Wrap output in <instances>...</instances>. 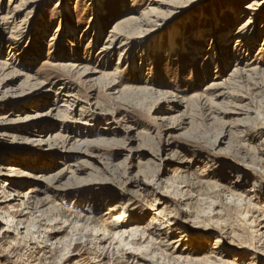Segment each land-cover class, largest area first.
<instances>
[{"label": "rangeland", "instance_id": "obj_1", "mask_svg": "<svg viewBox=\"0 0 264 264\" xmlns=\"http://www.w3.org/2000/svg\"><path fill=\"white\" fill-rule=\"evenodd\" d=\"M21 1L0 0V17H10L13 6L21 5ZM43 1V3L40 2L39 10L36 13L31 7L27 10L19 7L22 13L18 15L17 23L21 26L18 27L16 24L17 30L15 25L4 28L0 22V64L17 61L16 65L22 64V66L26 65L28 68H32L27 69L29 71L22 67V71H20L18 68V71L23 75H28L31 78V82L26 83L29 78L21 77L11 86L13 90L18 89L19 95L18 93L17 95L13 93L8 95L6 89H2V93H0V172L6 175V169L15 167L23 176L22 179H19V186H16L15 183L5 185L7 179L0 177V264H147L144 261L152 258L155 259V264H205L194 259L176 263L168 254L171 255L181 249V255L187 256L188 254L193 258L204 257L217 237L216 231L214 232L213 229V221L217 218L226 220V229L229 228L230 232L234 231L244 236V239H249L248 228L240 219L238 220L236 207L228 203L229 194L223 189L248 196L249 191L255 190L252 188L253 178L247 171V175L243 178L245 180H239V184H242L243 187H235L233 184L241 174L232 172L228 168L224 169L221 165L238 167L237 159H244L246 155L250 156L241 148V144L248 143L256 147L260 145L262 139L255 137L250 140V136L247 134H243L242 137L237 136L239 127L237 128L232 123V116L226 115L227 117H225L221 113L224 110L229 112L232 108L234 111V105H224V108H221L223 111L215 110L214 112V110L210 111V107L192 101L194 105L189 108L167 112L168 116H165L166 112H163L166 109L165 104L157 103L149 97L146 98L136 90L126 93L124 99H115L116 95L112 97L110 94H114L116 90L109 94L102 84H99V87L97 85L93 87L90 82L84 83L85 81L82 80L84 78H81L79 74H68L56 67L61 64L81 63L84 67L104 72L101 69L104 61H97L96 58L108 33L131 16L144 17L148 11L147 8L151 5V0ZM184 1L187 3L182 1L176 5L175 9L173 8V26L164 30L154 40L149 41L148 37H152L157 30L163 29L161 20L157 24L151 23L142 27L143 29H141L145 30L146 34L140 35L138 31L131 34V38H133L131 45H134L132 46L133 52L126 54H130L127 57L129 61L125 62V60L121 65V74L117 80L118 86L115 88L118 89L117 92L145 88L146 83L143 82V77L153 71L155 87L159 91L171 92L188 101L195 94H204L206 86L214 79V69L206 64V69L211 76L202 82L204 77L200 72L205 63L203 64L201 58L198 60L197 66L195 64L191 66L188 52L191 48L207 50L208 47H212L209 43L213 38L218 43L215 45L217 48L216 46H220L219 42L222 37L231 33L233 39H231L228 48L226 47L229 49L226 52L231 53L234 48L235 32L248 17L245 15V8L253 0H206L203 5L197 3L199 0ZM99 3L102 4L100 7H103L104 11H102V15H98L101 24L98 30L92 16L96 11L95 5ZM60 8L64 10L61 12ZM165 18L163 19H169ZM216 18L219 20L218 22ZM147 19L153 21L155 18L149 15ZM171 21L172 18L166 23ZM60 24L63 30L57 34L56 27ZM68 25H72L76 30L73 29L74 31L69 34L65 33ZM260 25L264 26V18ZM13 27L15 29H12ZM216 27H218V31L215 29ZM12 31L17 39L14 42L18 43L13 53L11 51L12 43L9 39L12 36L10 33ZM96 31L100 33L98 45H95L92 40ZM196 32L204 33L203 37L208 41L193 42L190 45L192 36L196 35ZM172 35L177 39L174 47L180 54L168 59L169 37ZM259 42L261 43V40ZM260 43L255 45L250 52L258 61L264 60V54L258 55V49L261 48ZM221 46L224 47V45ZM156 47H159L161 52H157V56L150 54L140 73L138 70L141 63L140 55L143 51L155 53L152 48ZM20 51L24 53L17 55V52ZM118 59L119 52L117 50L112 55L111 68L115 67ZM229 64L227 70L223 71L218 78H223L233 70L235 62L231 60ZM131 66L136 67L135 71L131 69ZM261 68L264 69V63ZM112 70H107V72ZM262 75H258L259 78H256L262 79V84H264ZM0 77V84H3L7 78L2 71H0ZM36 80L44 81L47 83L46 85L56 83L52 88L53 94L58 91L56 89L59 86L58 81H71L75 86V93L81 100L80 105L85 107L91 105L93 109L99 105L96 114L92 117H83L81 122L75 124L77 127L74 123H67L68 129L59 128L53 131H46L54 125L55 119L53 118L43 117L42 120L25 121L30 116L44 114L50 110L48 108L50 98L41 99L37 96L38 92L30 93V86ZM249 87L250 85L245 84V87L243 85L240 98L237 97L234 102L239 106L253 105L251 107H255L256 105L257 107L262 105L261 115L264 119V97L260 96V91L255 86ZM248 94L249 96L246 98ZM51 98L54 97L51 96ZM252 98L255 99L252 100ZM77 110L78 108L75 111L78 112ZM163 116L169 118L166 121L168 123L159 120ZM19 119L24 123H14ZM245 122L250 127L260 123L255 119H248ZM84 123L89 125L86 126ZM166 127H173V129L168 131ZM222 134L229 135L227 141L230 142L229 144H221ZM253 134L255 136V133ZM57 135H62L64 138L72 135L76 137V141L91 143L84 148V152L87 151L85 153L87 156L79 159L82 162V168H80L83 172L79 171L76 175L75 178L78 182H73L67 187H62V183L66 184L68 178L71 177L69 172L60 179L61 183L52 181V179L46 180L45 183L35 181V177L39 175H44L47 177L46 179L52 178L55 174H60L62 170H67L69 166L75 165L79 161L64 160L57 153L61 151L60 147L63 142L61 140L54 141L53 144H58L59 147L55 151L50 150L46 144L39 145L40 141L46 142L50 137H58ZM34 140L36 142H32ZM166 143H170V146H166L168 145ZM217 151H221V153L216 155L218 158L215 157L214 160L212 157ZM172 153L173 155L177 154L178 157L175 158L180 164L174 162L172 166L166 168L160 159L164 160ZM256 155L260 156L258 150L253 152L252 158ZM208 159H213V161L209 162ZM184 160L191 161L189 165H183L181 162ZM80 162L78 164H81ZM84 162L85 164H83ZM87 164L89 165L87 166ZM162 168L163 171H161ZM175 175L178 179L170 183L169 180L175 178ZM132 178L134 180L140 178L149 183V189L137 194L139 190L135 185L128 184ZM202 179L216 182L222 188L215 189L217 188L215 186L212 188L213 186H208V184L201 185L200 180ZM261 179L264 180V176H261ZM60 185L62 189L60 187V190H57ZM12 193H17L20 197L14 199ZM252 195L251 193L250 197ZM27 196L32 198L33 205L38 207L39 212L42 213L35 214L22 205ZM260 197H263L262 200H264V192L257 197L259 200L255 199L253 203L262 207L264 203L260 204ZM113 199H115L114 202ZM130 204L137 205L138 210L134 214H127L124 221H116L118 223L116 224L120 226L129 224L130 230L139 227L140 231L138 230L139 233L137 232L135 235L137 241L132 239L134 237L129 236L132 234L128 231L129 229L127 230L129 234L123 237L126 240L124 244H121L119 238L114 241V238L108 234L105 237L102 231L104 227H108V224L118 218L114 213H110L113 206L120 205L126 208ZM219 209H223L222 216L215 215L217 214L216 210ZM164 210L167 213L171 212L165 221L158 218V214ZM9 215L16 218L15 221L10 220L13 221L10 227L6 222ZM168 219L171 220V224L165 223ZM77 220L80 221V224H77ZM22 222L25 224L19 225L17 229L16 226ZM152 222L158 223L161 237L153 236L155 243L147 244L152 235L149 237L150 234L145 228ZM6 230L9 231L6 232ZM143 230L148 233L141 237ZM167 231L168 234H166ZM182 233L185 238L180 237ZM132 240L136 245L131 243ZM173 242L177 244H173ZM221 247L229 252L230 256L227 259H231V261L235 259L240 264L250 263L249 256L244 250L234 252L227 242H223ZM182 250L187 251L182 252ZM253 261V264H261L260 259H253Z\"/></svg>", "mask_w": 264, "mask_h": 264}, {"label": "bare ground", "instance_id": "obj_2", "mask_svg": "<svg viewBox=\"0 0 264 264\" xmlns=\"http://www.w3.org/2000/svg\"><path fill=\"white\" fill-rule=\"evenodd\" d=\"M42 1L43 0H22L21 1V5L13 6V8L10 11V13H11L10 17L9 16L0 17L1 25L4 26V28H7L8 26H11V25H15L16 26V24L18 25V27H20L21 25H19L17 23L18 15H20V13H22L19 7H22L23 10H27V9H29L31 7V9H34V13H36V11L39 10V4L44 2V1L43 2ZM182 1L184 3H187L184 0H151V2H150L151 5H150V7L147 6L148 7L147 8L148 11L146 10L147 12L144 14V17L142 16L143 13L141 15L142 17L131 16L130 18H127L126 20H123L120 24H118L114 28H112V30L108 33L107 37L105 38L104 45L100 49L98 48L99 51L97 52L96 60L97 61H99V60L104 61V63L101 66V69L104 72H100V71H97L96 69H91L89 67L88 68L84 67L81 63H69V64H66V65L61 64V65H56V67L66 71L68 74H73V73L74 74H79L81 76V78L82 77L84 78V79H82L83 81H85L84 83L90 82V83L93 84V87H94V85L98 86L99 84L100 85L102 84V86H104L105 90H107L109 94L116 90V92L114 94H110V95H112V97H113V95H116V97L114 96L115 99H124L126 93L135 92V90H136L137 92H139L142 95L146 96V98L149 97L150 99H154L157 103L160 102V103L165 104L166 109L164 108L165 110H163V112L164 111L166 112V113H164L165 116H168L167 112L171 113L174 110H181V109L189 108L191 105H194V103L192 101L198 102L199 105L210 107V109H211L210 111L214 110V112H215V110L223 111L221 108L224 105H229V104L234 105L235 106V110L234 111H232V109H234V108H232L229 112H225L226 110H224V112H221V113L224 114L225 117H227L229 115L232 116V118H233V122L232 123L237 128L239 127L237 136L242 137L243 134H247V135L250 136V140H253L255 137L258 138V139L259 138L262 139V142L260 143V145L256 146V147L251 146L248 143H242L241 144L242 145L241 148L245 150V153L246 152H247V154L249 153L250 156L246 155L244 159L243 158L237 159L236 160V164L239 165L238 167H236V166L228 167V166L221 165V167L224 168V169L228 168V170L231 169L232 172H236L238 174H241L240 176H238L237 181L235 183L233 182L234 183L233 185H235V187H243L242 184H239V180L245 178V176L247 175L246 174L247 171L250 172V175L253 178V186H252V188L255 189V190L254 191H249L248 196L242 195V194H238V193H236V192H234L232 190H229V189L228 190L227 189H223L224 192L229 194L228 197H227L228 198V203L230 205L236 207L235 211L237 212L238 220L240 219L244 223L245 227L248 228V234L250 235V238L249 239L248 238L244 239V236H241L240 234H238V233H236L234 231L230 232L229 228L226 229L227 228L226 220H224L223 218H217V219H215L213 221V223H214L213 229H214V232L216 231L217 237L214 239V244L208 250V252H206V255L204 257L193 258L190 255H188L187 253H186L187 256L186 255H181L182 254L181 253V249H178L180 252L179 251L178 252H173V254L171 253V255L170 254H168V255L176 263H179V262L181 263L183 260H189L190 261V259H194L197 262H203L205 264H240L235 259L232 260V261H231V259L230 260L227 259V258H229L230 254H229V252L227 250H224L221 247V245H223V242H227L228 245L230 246V248L233 249L234 252L239 251V250L240 251L244 250L246 252L247 256H249V260H250L249 264H253L254 263L253 259H258V260L260 259V263L264 264V205H262V207H259L257 204L253 203V200L254 201H255V199L259 200V198H257V197H259V195H261L262 192H264V180L261 179V176H264V156H263V154H264V139H263L264 138V119L262 118L263 116L261 115V112H262L261 111V106L262 105L261 106L259 105L257 107H256V105H255V107H251L253 105H251V106H245V105L244 106H239L238 104H236V102H234L237 97L240 98V95H241V92H242V89H243V85L245 87V84L246 85H250V87H251V85L255 86V88L260 91V96L264 97L263 96L264 95V84H262V81H261L262 79H258L259 78L258 75H262L263 74L262 76L264 77V69L262 70V68H261V66L264 63V60H259L258 61V59H256L255 57H253L250 54L251 49L254 48L255 45H258L260 43L259 42L260 40H261V43H260L261 48L258 49V51H259L258 55L264 54V26L260 25V22L262 23V19L264 18V0H253L250 4H248L246 6L245 15L248 16V17L238 26L237 31L235 32V36H234L235 39H234V46H233L234 48H233V51L231 53H229V51L226 52V50H229L227 48H228V45H230L231 39H233V35L231 33H230L231 35L230 34L229 35L228 34H226V35L223 34L224 36L222 37V40L219 42L220 46L219 47L216 46L217 48H215V45H217L218 43H216L214 38L213 39L210 38L211 40H210L209 45L211 44L212 47H208L207 50H204V49L200 50L198 48H197V50H195V48L194 49L191 48L190 52H188L189 55H190L189 57L191 58V59H189V60H191L190 61L191 64L189 63L191 66L194 65V64H195V66H197L198 60H200L201 58L203 59V64L205 63V66L203 67L202 71L200 72L202 74V76L204 77V80L202 82H205L211 76L209 74V72L207 71V69H206V64L208 66H210L212 69H214V72H213V75H214L213 78L214 79L211 81L210 84H208L206 86L204 94H202V95H196L195 94L194 96H192L190 98V101H188L186 99L178 97L177 95L172 94L171 92L169 93V92L159 91L155 87V81H154L155 80V76L152 75L153 71H151L150 74H147L145 77H143V82L146 83V87L145 88H138V89H134V90L133 89L122 90V91L120 90L119 92H117L118 89H115L118 86V81L117 80L119 78V74H121V71H120L121 70V65L124 63L125 60H126L125 62L129 61V59H127V57L130 54L129 55H126V54L133 52V47L132 46H134V45H131V41L133 39V38H131V36L133 35V33L138 31V33L140 35L146 34L147 32L145 30H142L144 27L148 26L151 23H154V24L156 23L157 24V22H159L161 20L160 22L163 23L161 25V28H163V29L157 30L152 37L147 34V36H149L148 37L149 41L154 40L155 37H158V35L162 34L164 30H167V29H169V28H171L173 26L172 25L173 22H174V20H173V8L175 9L176 5L178 3H180V2H182ZM204 1H206V0H199V1H197V3H200L201 5H203V4H205ZM100 6H102V4H100V3L95 5L96 11H94V14L92 16L94 18V22L98 26L96 28L98 30L100 29L99 26H101L100 21L98 20V15H100V14L102 15V11H104L103 7L101 8ZM63 10L64 9H61V8L59 9V11H61V12ZM212 12H214V11H212ZM167 14H168V16H165ZM149 15L152 18L154 17L155 19H153V21H150L149 19H147V16H149ZM164 17H166L165 19H167V17H168L169 18L168 20H170L172 18V21L170 23H166L168 20H164L163 19ZM93 18H91V20H93ZM22 21H24V20L22 19ZM216 21L218 22L219 20L216 18ZM65 23H66V21H65ZM14 27L12 29H15ZM62 28H61V24L58 25V27H56V29H57L56 33L57 32L61 33L62 30H63ZM73 29H75V28H73L72 25H70V26L68 25V28H66L65 33H68V34L72 33L74 31ZM215 29L217 31L219 30L218 27H216ZM16 30H17V26H16ZM10 33L12 34V36H10L9 39H10V43H12V45H11V47H12L11 49L12 50L11 51L13 53V50L15 49V47H17L16 45L18 43L15 44L16 42H14V41H17L16 36H14V32L12 31ZM76 33H77V31H76ZM99 36H100V33L97 32V31L92 36V40H93L95 45H98V43H99V40H100ZM203 36H204V33L196 32V35L194 34L192 36V40H191L190 45H192L193 42H196V43L207 42L208 40L207 39L205 40ZM215 39H216V37H215ZM176 40L177 39H176V37L174 35L169 37L170 45H169V56H168V59H170L172 56L175 57L176 55L180 54L179 52H176V48L174 47L175 46L174 44H175ZM221 45H224V47H222ZM146 49H147V47H146ZM146 49H143V50H146ZM117 50L119 52L118 63L115 65L114 68H111L112 55ZM16 51H18V50H16ZM152 51H154L155 53H149L147 51H145L146 52L145 53L143 51L142 55H140V57H141V61L140 62L141 63H140V67L138 68L139 72L143 70V66L145 65L144 62L149 59L148 56L150 54L151 55H153V54L156 55L159 52H161V51H159V47L152 48ZM182 51H184V50H182ZM124 52H126V53H124ZM23 53L24 52L20 51V52H17V55L18 54L20 55V54H23ZM15 55H16V52H15ZM23 56H22V58H23ZM92 60H93V58H92ZM231 60H233L235 62L233 70L230 73H228L226 76H224L223 78H218L220 76V74L223 71L225 72L227 70L228 66H230L229 63H230ZM16 62L14 61V63H10V64H6V63H1L0 64V71H2L3 74L5 75V77L7 78V79H5L6 81L2 80V81H4L3 84H0V93H2L1 92L2 89H6V91H7L6 93H8V95L11 94V93L17 95L18 89L17 90H13V87H11V86H13L14 83L21 77L29 78L26 83L31 82L30 76H28V75L25 76L20 71H22L21 67L26 69V70L27 69H32V68H28L25 64H24L25 66H22V64L21 65H16L17 64ZM18 68H19L20 71H18ZM111 69H113V70L110 71V72H107V70H111ZM131 69L132 70L134 69V71H135L136 67L135 66H131ZM27 71H29V70H27ZM256 77H258V78H256ZM8 78H10V79H8ZM66 79H68V78H66ZM0 80H1V77H0ZM62 80L61 81L57 80L59 82L58 83L59 86L56 88L58 91L56 93H54V94H53L52 88L56 85V83L55 84L52 83L50 85L48 84L49 85L48 86V85H46L47 83H45L44 81L43 82H38L36 80L35 82H33V84H31V86H30L31 87L30 88V90H31L30 93L31 94L38 92L37 96L40 97L41 99L50 98V100L48 101V103L50 104L48 106V108L50 110L48 112L44 113V114H36L35 116H30V118H28L25 121L30 122V121L40 120V119L42 120L43 117L53 118V119H55L54 125L52 126L51 129H49V130L47 129L46 130V131H53V130L59 129V128L68 129L67 123H74V125H75V124H78L79 122H81V120H83V117H92V116H94V114H96V110L99 108V105H96L97 107L95 109H93V107L91 105H89L88 107H85L84 105H80L81 100L78 98L77 94L75 93V86L69 80H64V81H62ZM241 85H242V87H241ZM248 91H249V89H248ZM18 95H19V93H18ZM51 96H53L55 99L51 98ZM248 96H249V94L246 96V98ZM244 97H245V95H244ZM254 99L255 98H252V100H254ZM59 103H62V104H59ZM92 105H94V104H92ZM77 108H78V110H77L78 112L75 111ZM248 119H255V120L260 121V123L258 125L256 124L253 127H250L249 124H247L245 122ZM159 120L161 122H166V121L169 120V118L163 116ZM18 122L19 123H24L23 120H20V119L17 120V122H14V123H18ZM166 123H168V122H166ZM170 124H171V122H170ZM59 125H60V127H59ZM84 125L87 126L89 124L88 123H84ZM166 128H167L168 131L173 129V127H166ZM69 130H71V129H69ZM129 133H131V132H129ZM253 133H255V136H254ZM245 138H246V136H245ZM221 139H222L220 141L221 144L225 145V144H229L230 143V142L229 143L227 142L229 140V135H227V134H222ZM56 140L63 141L62 144H61V147H60L61 151L57 152V153L60 154V156L64 160L65 159H69L70 161H77V160L81 159L82 157H84L86 155L85 153L87 152V151L84 152L85 151L84 148L87 145L91 144L89 141H88L89 144L86 143V142H81V140L76 141V137L72 136V135L70 137L67 136L65 138L62 137V135H60L58 137H50L49 140L46 141V142L45 141H40L39 145L46 144V145L49 146L50 150H54L55 151L56 149H59L58 144H53L54 141H56ZM32 142H36V140H34ZM166 144H168V143H166ZM166 146L169 147L170 143L168 145H166ZM257 148H259V149H257ZM255 150H258L260 152V156L256 155V157L252 158L253 157L252 156L253 152ZM219 153H221V151L215 152L214 156L212 158H214V160H215V157H216V159H217L218 157L216 155H218ZM175 154L176 153H174V155H173V153H172V155L171 154L168 155L167 156L168 158H166L164 160L160 159L161 160L160 162H162V165L164 164L165 167L167 168V167L172 166L174 162L178 163V161L175 158V157H178V156H177V154L176 155ZM211 154H213V153H211ZM157 159H158V157H157ZM208 160H209V162L213 161V159H208ZM190 161L184 160L181 163L183 165H189ZM79 162H80V160L77 162V164L74 162L75 165L69 166L67 168V170H65V171L62 170L60 172V174H58V175L55 174V176L52 177V178L49 177L48 179H46L47 177H44V175H41V176L39 175V176L35 177L36 178L35 181L38 182V183H45L46 180L52 179V181L54 180L57 183L58 182L61 183L60 179L63 178L66 175V173L69 172L71 174L70 175L71 177L68 178L66 184L62 183V185H63L62 187H67L68 185L73 184V182L76 183L77 179L75 177H76V175L78 174L79 171H82L81 170L82 162H80L81 164H78ZM83 164H85V162ZM178 164H180V163H178ZM88 165L89 164H87V166ZM205 168H207V167H205ZM161 171H163V168H162ZM141 175L143 176L144 174L142 173ZM211 175L213 176L214 174H211ZM0 177H5L7 179L5 185H8V184L10 185V184H14L15 183L16 186H19V179L23 178V176L19 173V170H17L15 167H9L8 169H6V175H4V174H2L0 172ZM77 178H79V177H77ZM177 179H178V177H177V175H175V178H172L169 181H171L170 183H172V181H176ZM85 180H84V182L87 181V180L86 181ZM185 180H186V178H185ZM244 180L245 179H243V181ZM200 183H201V185L202 184H206V185L208 184V186L211 185V187L213 186L212 188L217 187L215 189H218V187L222 188V186L218 185V183L212 182V181H205V180L202 179V180H200ZM128 184L129 185H135V187L139 190L137 192V194L139 192H146L149 189V187H150L149 183H146L145 181L141 180L140 178L137 179V180H134L132 178V179L129 180ZM185 184H187V183H185ZM60 187H61V185L58 186L57 190H60ZM62 187H61V189H62ZM14 193H12V194H14ZM38 193H39V191H38ZM251 193L253 194L252 197H250ZM132 194H135V193H132ZM137 194H135V195H137ZM18 195L19 194L16 193V194H14L12 196H14V199H16L17 197L18 198L20 197ZM262 198L263 197H260V199H261L260 204L264 203V200H262ZM112 201L114 202L115 199H113ZM32 202H33L32 198L30 196H27L26 199H25V202H23L22 205L27 210H31L32 212H35V214L36 213H38V214L42 213V212H39V208L35 207V205H33ZM137 205L133 206V205L130 204L129 207L127 206L126 208H125V206H120V205L117 206V207L113 206V208L110 210V213L111 212H112V214L114 213L116 216H118V218L115 221H112V223L108 224V227L107 226L104 227V229L102 230L104 232V236L106 234H108V236L114 238V241H115V239L119 238L121 240V244H124L126 242V240H124L123 237L128 235L129 234L128 231H130L132 234L129 235V236L134 237L132 239L137 241V237H135V235L137 234V232L139 233V231H140L139 227H136V229H132L131 228L132 230H130L129 228L131 226L128 227L129 224H128V226L127 225L126 226H124V225L120 226V225H117L118 223L116 222V221H118V222L119 221H124L123 219L125 218V216L127 214H129V215L130 214H134L138 210V206ZM218 205H221V204L218 203ZM152 207H153V204H152ZM216 211H217V214H215V215H218V216H222L223 215V209H219V210H216ZM168 215H171V212L167 213L164 210V211L160 212V214H158V218H161L163 221H165V218L168 217ZM69 218H71V217H69ZM6 219L4 218V221L6 220L7 225L9 227L11 226V223L16 220V218L14 216H12V215H9L8 218H6ZM10 220H13V221L11 222ZM79 220L81 221L82 219H79ZM79 220H77V224H80ZM142 221H143V219H142ZM170 221L171 220L168 219V220H166L165 223H170L171 224ZM134 222H135V220H134ZM75 223H76V221H75ZM224 223H226V224H224ZM24 224L25 223L22 222V223L18 224V226H16V228L18 229L19 225L23 226ZM130 224H132V223H130ZM14 228H15V226H14ZM145 229H146V231L149 232V234H150L149 237L152 235L150 240H149V242L147 244H154L155 243V239L153 238V236L154 237L157 236L158 238L161 237V235H159V234H161V230H159L158 223L152 222V223L148 224L147 228H145ZM8 231L9 230H6V232H8ZM146 231L143 232L141 237L142 236L144 237L145 234L147 235L148 232L146 233ZM168 233L169 232L167 231L166 234H168ZM166 234H163V235H166ZM180 237L185 238V236H183V233L180 235ZM166 238H168V236H166ZM134 240H132V242H131L132 244L133 243L135 244ZM199 241L202 242L201 240H199ZM175 243L176 242H173V244H175ZM188 243H190L189 240H188ZM186 251L187 250H182V252H186ZM190 252H192V251H190ZM183 254H185V253H183ZM144 262H146L147 264H155V259L152 258L151 260H147V261L145 260Z\"/></svg>", "mask_w": 264, "mask_h": 264}]
</instances>
